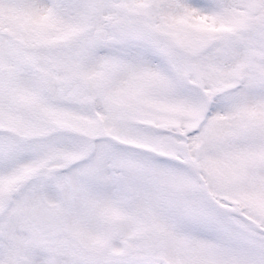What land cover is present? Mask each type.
<instances>
[{"label": "snow or ice", "instance_id": "6c2138e0", "mask_svg": "<svg viewBox=\"0 0 264 264\" xmlns=\"http://www.w3.org/2000/svg\"><path fill=\"white\" fill-rule=\"evenodd\" d=\"M0 264H264V0H0Z\"/></svg>", "mask_w": 264, "mask_h": 264}]
</instances>
